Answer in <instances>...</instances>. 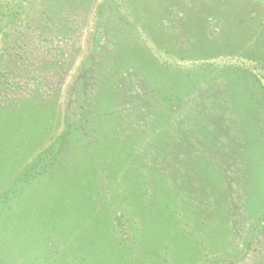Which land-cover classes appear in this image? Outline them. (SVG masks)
Wrapping results in <instances>:
<instances>
[{"label":"rangeland","instance_id":"obj_1","mask_svg":"<svg viewBox=\"0 0 264 264\" xmlns=\"http://www.w3.org/2000/svg\"><path fill=\"white\" fill-rule=\"evenodd\" d=\"M51 1L0 0V264H264V0Z\"/></svg>","mask_w":264,"mask_h":264},{"label":"trees","instance_id":"obj_2","mask_svg":"<svg viewBox=\"0 0 264 264\" xmlns=\"http://www.w3.org/2000/svg\"><path fill=\"white\" fill-rule=\"evenodd\" d=\"M66 0H52L51 2L52 3H50L47 7H46V9L47 10H49L50 11V14H48L47 12H45L44 13V17H45V22H49L50 23V26L51 27H54V25H53V22H54V17L56 16V12L59 10V12L60 13H62V10H63V8L65 7L64 5L65 4H68V3H66L65 2ZM111 0H106L105 1V4H104V6H103V8H101L100 10H99V12H98V14H99V19H100V17H101V14H102V12H103V10H105V8L107 7V5H108V3L110 2ZM61 5V6H60ZM79 8H81V7H79V5L77 6V9H79ZM6 15H7V17H9V18H15L16 19V22L18 23V22H20L21 21V19H20V14L19 13H16V12H9V13H6ZM53 16V17H52ZM16 22H15V24H16ZM43 22L41 21V23H40V28H41V24H42ZM100 23V22H99ZM98 23V24H99ZM17 25H19V24H17ZM43 29H45V28H43ZM97 29H99L98 27H97ZM97 36H98V34H97ZM38 37H39V42H38V45L37 46H42V44L43 45H45V47H47V43L48 44H50L51 43V41L50 40H48V39H46V41H44V38L41 36V35H38ZM8 38V37H7ZM100 38H102L101 36L99 37V39ZM9 39V38H8ZM15 40L17 41V40H19V38H17V37H15ZM43 41H44V43H43ZM100 40H98V42H99ZM97 52H99V46L98 47H96L95 48V50H94V53H97ZM5 59V58H4ZM59 62H56V63H54V65L56 66V67H58L59 65ZM169 100H173V98L172 99H169ZM240 112L241 111H239V113H237V115H236V117L235 118H237V117H239V115H240ZM233 117H234V115H233ZM234 124H237V123H235L234 122ZM235 133H238V136H236V134H233V137H234V152L235 153H237V152H239V153H241V151H245L246 150V146H243L242 145V143L245 141V138H244V136H243V134H242V136H240L239 135V132H238V130L235 132ZM234 164H235V162H234ZM236 164H238V162H236Z\"/></svg>","mask_w":264,"mask_h":264}]
</instances>
